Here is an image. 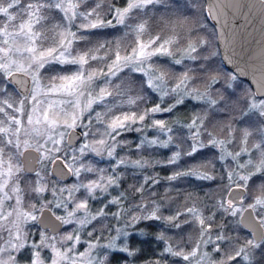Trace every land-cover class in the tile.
<instances>
[{"label": "snow or ice", "instance_id": "6c2138e0", "mask_svg": "<svg viewBox=\"0 0 264 264\" xmlns=\"http://www.w3.org/2000/svg\"><path fill=\"white\" fill-rule=\"evenodd\" d=\"M164 2L125 0V6L118 7L115 0H0V18L6 21L0 22V95L6 94L3 87L5 76L9 79L30 77L33 84L30 93L23 99L9 97L0 100V117L6 118L0 119V221L11 225L8 239L3 241L6 246L0 247V264H21L19 257L13 253L23 255L25 251L29 253L26 264H111L108 254L94 255L98 245L93 241L101 240L105 232L113 235L109 237L108 244L100 247L115 254H123L119 264H135L143 249L131 244V237H137L140 244L145 243L141 238L153 235L146 232L149 227L147 222L161 220L169 228L177 230L195 225L197 238L192 240L189 237L186 242L188 246L183 247L184 242L172 238L166 242L163 232L156 233L155 239L164 243V247L158 255L144 260L143 264H169L167 257L178 258L183 264H264V231L250 232L244 237L228 235L226 224L214 222L215 214L205 215L196 201L188 206L187 200L192 199L191 194H188L184 204L165 216L162 208L166 205L162 204V200L167 197L154 199L156 194L150 191L153 185L159 184L160 176L148 170L157 165L177 169L164 177L167 181L189 176L215 180L216 177L210 175L208 169L217 157L210 159L201 153L209 145L219 147L221 154L218 159L231 157L236 162V168H230L225 173L228 183L220 191L227 192L228 196L217 207L233 217L248 211L250 214L255 213L260 228L264 229V179L255 183L257 178L264 177V127L255 129L260 143L253 142L252 132L233 129L231 124L220 129L225 139H218L215 130H208L207 122L212 119L219 105L226 102V97L217 90V86H222L226 92L235 76L221 82L210 71V65L203 63L209 60V56L201 54L207 41L189 39L180 46L179 34L174 30L167 38L150 35L144 41L141 37L148 31V26L146 21H142L133 28L136 34L134 46L130 51L126 48L123 55L119 43L113 41L98 42L96 47H85L83 50L74 47L78 42L85 45L90 43L89 38L95 30L119 25L127 27L128 19L135 18L134 10L139 13L140 10ZM196 4L197 0H189L185 7L195 8ZM106 45L108 51L105 56L94 54ZM158 56L171 57L175 65L184 64L185 61L196 63L192 67L185 64L184 69L177 74L150 62ZM97 61H103L104 65L93 68V62ZM52 64L66 67L47 77L48 83L42 85V70H47ZM124 69L143 74L146 80L141 82V88L147 85L153 93H157L158 102L141 107L147 98L140 94L127 95L119 103L113 99L105 112L95 113L94 122L93 105L116 96L124 97L131 91V86L125 87L124 81L112 90L107 84L109 77L119 79ZM97 80L105 81V86L96 85ZM198 82L203 83V90L197 86ZM29 96L32 101L30 110L27 103ZM52 96L67 99L50 100ZM185 97L204 101L206 107L201 112L178 116L173 120L156 118L159 113L173 114L177 105L185 103ZM246 106L261 118L260 124L264 125V100H253ZM207 109H212V112L209 113ZM18 113L24 115L26 124L18 118ZM96 123L103 127L102 131L96 128ZM172 125L189 130L190 136L185 138L189 141L186 148L176 144L179 150L164 159L145 158L143 155L131 159L127 154H119L133 147L132 141L121 139L122 134L129 131L143 133L147 128L168 134L167 138L149 139L144 136L134 145L136 150L151 146L168 148L173 143ZM236 131L241 133L237 138L241 146L238 151H227L224 145L229 143L228 138ZM10 133L11 138L5 139ZM202 136L207 137L206 142ZM89 137L91 139H87ZM49 144L51 147L46 146ZM74 144L79 146L76 151L80 155H71ZM9 145L16 150L17 157H23L25 151L32 150L38 154L37 164L43 165L44 161H49L59 169L60 174L55 171L48 174L53 179H45L36 172L35 186L30 188L36 194V202L29 203L27 211L20 210L24 189L19 186L20 179L16 175L25 169L14 163L8 155ZM252 149L256 151L252 152ZM86 152L113 158L110 169L82 162L76 166V162ZM250 152L251 158L246 163L241 162L242 154ZM60 153L65 155H57ZM198 156V165L185 163L180 169L178 162L182 158L191 161ZM121 166L125 170L128 166L140 170L138 174L132 173L133 182L125 187L122 185L128 176L119 171ZM237 169L245 170V174ZM82 173L90 175L82 177ZM61 175L64 178L71 176L82 179L79 183L57 187L64 183ZM110 189L116 194L112 195ZM45 192L53 198L48 200L43 196ZM76 193H81V196L78 197ZM100 196H105V200L101 206L93 208L90 201L98 200ZM12 199H15V208L7 212L9 205L6 202ZM41 200L44 202L41 203ZM244 203H247L246 208L242 206ZM61 208L66 210V215H57L53 211ZM45 213L61 226L68 225V229L58 240L56 236H49L46 229L38 230L37 239L30 240L31 233L26 232L22 225L38 223ZM142 224L144 227H141ZM4 226L0 224V229ZM81 233L90 239L82 242ZM84 244H87L86 248ZM78 245L82 250H78Z\"/></svg>", "mask_w": 264, "mask_h": 264}, {"label": "trees", "instance_id": "16d2710c", "mask_svg": "<svg viewBox=\"0 0 264 264\" xmlns=\"http://www.w3.org/2000/svg\"><path fill=\"white\" fill-rule=\"evenodd\" d=\"M115 2L117 3L118 0H115ZM186 3H189V0H178V2L177 0H165L164 3L150 6L145 10H140L139 13H136L134 10L135 18L128 19L127 27L119 25L115 28L95 30L93 35L89 38L90 43L97 45L98 42L104 41L118 42L120 49H123L124 51L126 48L128 49L134 44L136 34L133 31V28L135 24L142 21L147 22L149 31L158 32L159 30H163V32H166V30H168L171 31L170 33L172 34L174 30L179 34L180 44H182V42L186 43L189 39L193 41L200 39L207 41V44H205L201 50V54L209 56V60L204 61L203 63L210 65V71L212 74L217 75L221 82L228 77L235 76V79L230 81V87H228L226 92L222 86H217V90L226 97V102L219 105L218 109L213 114L212 119L207 122L208 130H215L218 139H225V134L220 132V129L227 124H231L233 129H246L249 132H252L253 136L251 139L253 142L260 143V139L255 133V129L257 127H264V125L260 124L261 118L255 115L254 111L250 110L246 106L250 104L252 97L257 98L258 96L255 95L252 87L246 80L236 76L223 64L217 48L215 29L206 12L205 0H197L195 8L185 7ZM175 22L178 24L174 26ZM182 36L183 41L181 40ZM78 44L82 45L84 43L78 42ZM113 46H115V44ZM105 48L103 50H105ZM195 63L196 62L193 61H185L184 64L175 65L172 63V60H163L161 67L178 74L184 69L185 64L192 67ZM119 77V79H116V83H118V85L121 84V81H124L125 87H128L129 85L131 86V91L124 97H127V95L135 96L137 94L146 96V101L140 105L142 107L158 102L157 93H153L147 85H144L143 88H141V82L145 80L141 73L129 71L127 69L123 70L122 73L119 74ZM4 82H7L5 78ZM197 86L201 87L203 90L202 82H198ZM184 99L185 103L183 105H177L173 114L169 115L162 113L160 115L161 118L173 120L178 116H187L193 112H201V110L206 107V103L204 101H197L190 97H186ZM207 111L211 113L212 109H207ZM248 117H251V119L249 120ZM181 123H183V121H181ZM172 127L174 129L173 133H171L173 136V143L169 144L168 148L151 146L138 151L133 146L130 151L126 150L125 153L129 155V158L131 159H136L139 155H143L145 158L151 159H164L170 156L173 152L179 150L176 148V144H181V147L186 148L189 141L185 138L190 136L189 130L187 128H179V125H172ZM178 128L179 130H177ZM240 135L241 133L239 131L233 132L229 145H233V148L239 147L240 144L237 138ZM201 138L205 142L207 141L206 136H202ZM182 140L183 143L181 142ZM255 151V149H252V152ZM201 155L210 159L217 157L213 159L212 166L208 169L209 174L216 177L215 180H200L196 177L189 176L178 178L176 181H167L164 177L171 175L173 171L177 169H174L171 166L157 165L148 170V172L152 174L158 173L160 176L159 184L153 185L150 189V191L156 194L153 198L161 200L162 197H167V199L162 200V204L166 205V207L162 208V213L167 216L172 214L179 205L184 204L188 194H191L192 199L187 200L188 206H191L192 202L196 201L198 207L205 215L215 214L214 222L226 224L227 227L225 231L228 235L233 237H244L248 235L250 231L239 223L237 216L233 217L228 213H224L222 209L217 207L219 202H221L225 196V192L220 191V189L223 185L227 184L225 173L231 168L230 161L227 159H218L220 154L217 148H213L211 145H209L207 149L203 150ZM199 160L200 156H198L196 160L191 161L187 160V158H182V160L178 163L180 165V169H183L185 163L198 165ZM203 170L204 169H201V171ZM139 171L140 170L133 169L131 166H128L127 170L123 167L120 172L125 173V175L128 176V179L125 180L122 187L132 183V173L136 172L138 174ZM36 172H41V176L45 177V179L54 178L48 175L51 173L49 172L48 163L45 166L38 165L37 170L33 173H27L25 171L21 172L20 183L22 189H24L27 199H30V197L33 199L35 197L36 199V194L30 191V188L34 185L32 178L36 177ZM262 179H264V177L257 178L255 183H259ZM125 203H127V201ZM147 223L149 224V227L146 229V232H151L153 235H145L142 237L141 239L146 241L143 244H140L135 236L131 237L130 240L131 244L143 249V251L138 254L135 264H143L144 260L158 255L162 251L164 243L155 239L156 233L163 232L166 237V242H168V238L184 242L182 243L183 247L188 246L186 242L189 240V237H191L192 240L197 238V233L194 231V228L196 227L195 225L190 224L185 226L182 230H177L169 228L163 220ZM141 227H144V225L142 224ZM31 228L35 231L45 230L40 228L37 223L33 224ZM47 234L49 236H53L58 233L52 234L47 230ZM106 254L110 256L111 264H119L120 258L123 256V254H115L111 251L106 252ZM113 256L116 258H112ZM167 259L169 264H173V261L175 264H183V262L178 258L167 257Z\"/></svg>", "mask_w": 264, "mask_h": 264}, {"label": "water", "instance_id": "95a60500", "mask_svg": "<svg viewBox=\"0 0 264 264\" xmlns=\"http://www.w3.org/2000/svg\"><path fill=\"white\" fill-rule=\"evenodd\" d=\"M205 8L214 25L223 64L236 76L249 82L256 96H264V1L250 0L241 5L239 0H225L221 4L216 0H205ZM8 80L22 95L28 94L30 77L17 76ZM37 155L32 150L25 151L21 157V167L25 172L33 173L37 170ZM53 171L60 174L57 166L51 163L50 172ZM69 178L61 175L62 180ZM239 221L250 232L263 231L258 218L254 213L250 214V211L240 214ZM37 224L52 234L62 228L58 221L49 218L46 213Z\"/></svg>", "mask_w": 264, "mask_h": 264}, {"label": "rangeland", "instance_id": "374dc122", "mask_svg": "<svg viewBox=\"0 0 264 264\" xmlns=\"http://www.w3.org/2000/svg\"><path fill=\"white\" fill-rule=\"evenodd\" d=\"M116 3V2H115ZM116 6L118 7H123L125 6V0H118V2L116 3ZM83 10V9H82ZM108 18H111V17H108ZM59 20V17L57 16V21ZM0 22H3V23H6L5 20H3V18H0ZM178 23L175 22L174 23V26L177 25ZM50 26V25H49ZM166 30V29H165ZM73 31H75V29H73ZM171 31H168L166 30V32H163V30H159L158 32H155V31H147L141 38L144 40V41H147V39H149V36H157V35H160V36H163L165 38H167L168 36L172 35L170 33ZM177 33V32H176ZM85 35H87V33H84ZM215 35H216V32H215ZM136 40V39H135ZM181 40L183 41V36L181 38ZM193 41V40H192ZM162 42V41H161ZM217 42V41H216ZM184 42H182V44H180V46H183ZM83 45V46H82ZM82 45H79L78 43L74 44V47L77 48V49H81L83 50L85 47H88V48H94L96 47L97 45L96 44H93V43H90V44H82ZM134 46V44L132 45ZM131 46V47H132ZM131 47L128 48V50L130 51ZM218 48V47H217ZM108 51V46L105 48V50L101 49L99 52L97 53H94L98 56H105L106 52ZM215 53V51H214ZM121 54L123 55L124 54V51L123 49L121 50ZM27 55V54H25ZM177 58H179V56H177ZM163 60H172L171 57H164V56H158V57H153L152 58V61H150L151 63H153L155 66L157 67H161V64H162V61ZM104 65V62L103 61H97V62H93L92 64V67L93 68H96V67H102ZM66 66H63V65H57V64H52L47 70H42L43 71V78H42V85L43 84H47L48 83V80H47V77L49 76H53L55 75L57 72L61 71V69L65 68ZM162 68V67H161ZM106 70V69H105ZM124 70H127V69H124ZM142 76L145 78L146 80V77L142 74ZM7 76H5L4 78L6 79ZM117 77H109L108 81H107V84L109 86V89L112 90L116 85H118V83H116V80ZM105 81L103 80H97L96 81V85H98L99 87H104L105 86ZM3 87H5V85H3ZM33 87V84L31 82V79H30V90L28 92V94L30 93L31 89ZM95 87V85H94ZM98 90V88L96 89ZM9 91V90H8ZM7 92V91H6ZM10 94V97H12V93L9 92ZM26 94V95H28ZM25 95H22V94H18V95H15L14 99L16 100H20V99H23ZM9 98V96L7 94L5 95H1L0 97V100H3V99H7ZM127 97H124V98H121V96H116L114 98H109L107 99L104 103H101V104H98V105H93V111H92V119L93 121L95 122V113L96 112H105L107 110V107H109L112 103V100L114 99L117 103H119L120 100L122 99H126ZM186 98V97H185ZM191 98V97H190ZM50 100H56V99H67L66 97H56V96H52V97H49ZM167 99V98H166ZM255 100L256 102H259L260 100H264V98H256V97H252L251 100H250V103ZM11 102V101H10ZM170 102V101H169ZM28 105H29V110H30V105L32 103L31 101V98L29 96V99L27 101ZM18 106V105H16ZM142 107V106H141ZM127 109V105H125V110ZM11 111V110H9ZM162 113H159V114H156V118H161V115ZM18 118L22 119L25 121V124H26V118L24 117V115L22 113H18L17 114ZM0 119H6L4 117H0ZM4 126H8L7 124H4ZM96 128H99L101 131L103 130V127L99 124V123H96ZM167 135L168 134H165V133H160L157 129H154V128H147L143 133H137L135 131H129V132H126L124 134H122V137L121 139H124V140H130L132 141V144L133 146L139 142L140 139H142L144 136H147L149 139H152V138H157L159 137L160 139H166L167 138ZM189 135H190V132H189ZM8 138H11V133L9 134L8 137H5V139H8ZM23 138V137H22ZM87 139H91L90 137L87 138ZM87 139L85 140V142H87ZM229 141L231 140V137L228 138ZM40 142L43 144L44 141L43 140H40ZM230 143V142H229ZM229 143H226L224 145V148L227 150V151H238L239 150V147H235L233 148V145H229ZM47 147H51V145H46ZM78 145H75L73 146V148L70 150V153L71 155H80L78 153V151H76V149H78ZM23 151V149H21ZM127 150V149H126ZM125 150V151H126ZM217 150L219 152V154H221V149L219 147H217ZM119 151V150H118ZM252 151V150H251ZM15 152L16 150L13 148L12 145H9L8 146V155L12 157L13 159V162L14 163H17L18 165L21 166V157H17L15 155ZM121 156L123 155H126L125 152H120L119 153ZM57 155H65V153H60V154H57ZM251 158V152L250 153H243L242 154V159H241V162H247V160ZM229 160L230 163H231V168H236V162L233 161L231 159V157H226L225 160ZM84 163V164H92L94 166H97V167H100V168H108L110 169L112 163H113V158H110V157H107L106 155L104 156H97L95 153H92V152H86L85 154L81 155V159L78 160L76 162V166H79L80 163ZM49 164V172H50V165H51V162L49 161H44L43 162V165L41 164H38L40 166H45L46 164ZM124 166H121L120 170L123 168ZM119 170V171H120ZM229 171V170H228ZM238 172H240L241 174H245V170L243 169H237ZM24 172V171H23ZM41 173V172H39ZM21 173H17L16 175L19 177L20 179V175ZM90 174H85V173H82V177L84 176H89ZM41 176V174H40ZM42 177V176H41ZM82 177H71L68 179V180H64L66 182L60 184V185H57V187H63V186H66V185H71L72 183H79L80 180L82 179ZM33 181H36L37 180V177H34L32 178ZM85 182H87L85 180ZM227 183H228V180H227ZM19 186L22 188L21 186V183L19 182ZM35 186V185H33ZM234 187V186H233ZM110 193L112 195H115L116 192L113 191L112 189L109 190ZM83 192V190H81V193ZM81 193H76V195L79 197L81 196ZM11 195V193H10ZM67 192L64 193V196L65 198H67ZM108 194H105V196H107ZM44 197H47L48 200H51L53 197L48 193V192H45L43 194ZM105 196H100V198L98 200H91L90 201V204L93 208L95 207H98V206H101V202L105 200ZM108 198H111L110 196ZM227 198V192H225V196H224V199ZM35 199V197H34ZM33 198L30 197V199H27L26 197V194L23 192L22 193V204H21V211H27L28 208H27V205L29 203H35L36 202V199L34 200ZM44 200H41V203H43ZM7 205H9L6 209L7 212H11L13 211V209L15 208V199H12V200H9L6 202ZM243 207H247V203H244L242 205ZM68 210H71V208H69ZM53 211H56V214L57 215H66V210L61 208L59 210H56V209H53ZM36 215H38V213H35ZM256 215V214H255ZM239 217H240V214L237 215V218H238V221H239ZM257 217V216H256ZM14 219V217H13ZM240 223V221H239ZM0 224H4L5 226L0 229V247H3V246H6L3 241H6L8 239V230L9 228H11V225L9 224H5L4 221H0ZM33 225L32 222H29V223H26L24 225H22V227L24 228V230L26 232H30L31 233V236H30V240L32 241H35L37 239L36 237V232L34 229L31 228V226ZM119 226V225H117ZM68 225H63L61 230L58 232L57 235H53V236H56L57 237V240L59 239V236L60 235H63L65 234V229H68ZM82 235V242L83 241H87L89 240L90 238L87 237L84 233H81ZM113 235V233H108V232H105L103 234V238L99 241H93V243H96L98 245V247L94 250V255L96 256H101L102 254H106V252L108 251H111V250H106L102 247H100V245H106L109 243V237ZM52 242H56V241H52ZM117 243H119V241H117ZM84 248L87 247V244H84L83 245ZM78 250H82L80 245L77 246ZM205 250H207V246H205ZM13 255L15 256H18L20 261H21V264H26V260H27V257L29 255L28 252H24L23 255H21L20 253H13Z\"/></svg>", "mask_w": 264, "mask_h": 264}, {"label": "flooded vegetation", "instance_id": "af4514ba", "mask_svg": "<svg viewBox=\"0 0 264 264\" xmlns=\"http://www.w3.org/2000/svg\"><path fill=\"white\" fill-rule=\"evenodd\" d=\"M217 1V3L218 4H221V3H224L225 2V0H216ZM250 0H239V2H240V4L241 5H243L244 3H248ZM264 1V0H263ZM213 24V23H212ZM214 26V25H213ZM6 80H7V82L5 83L4 82V85H5V87H4V89H5V93L10 97V94H9V92H11L12 93V98H14L15 97V95H18V94H21L19 91H18V89L16 88V86L13 84V83H11L9 80H8V77H6ZM249 83V82H248ZM9 90V91H8ZM7 91V92H6ZM0 97H1V95H0ZM257 98H264V96H258ZM246 208V207H245ZM255 214V213H254ZM256 216V215H255ZM263 231H264V229H263Z\"/></svg>", "mask_w": 264, "mask_h": 264}]
</instances>
